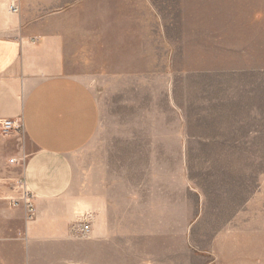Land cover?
<instances>
[{
    "label": "rangeland",
    "instance_id": "374dc122",
    "mask_svg": "<svg viewBox=\"0 0 264 264\" xmlns=\"http://www.w3.org/2000/svg\"><path fill=\"white\" fill-rule=\"evenodd\" d=\"M155 1L157 52L144 68L155 75L123 74L109 54H69V43L59 64L45 65L92 74L101 130L78 157L69 194L79 211L65 250L44 260L33 250L39 258L27 261L11 246L28 241L13 216L0 219V264H87V242L123 247L136 264H264V0ZM146 124L159 136L155 153L121 144ZM92 181L112 200L104 240L78 231L89 225Z\"/></svg>",
    "mask_w": 264,
    "mask_h": 264
},
{
    "label": "crops",
    "instance_id": "0c3cea01",
    "mask_svg": "<svg viewBox=\"0 0 264 264\" xmlns=\"http://www.w3.org/2000/svg\"><path fill=\"white\" fill-rule=\"evenodd\" d=\"M17 5L18 14H11L7 0H0V121L19 118L22 123L20 131L0 135V219L17 216L28 241L11 246L26 251L27 261L44 260L52 257L47 252L67 247L79 211L76 196L69 194L78 157L98 138L102 117L92 74L82 78L51 74L45 65L59 64L62 44L69 43V54H109L110 60L120 59L116 66L123 74L155 75L144 68L150 65V54L157 52L158 6L155 0H17ZM123 54L136 60L123 63ZM131 61L139 71H131ZM102 82L103 78L96 79L97 85ZM142 129L127 133L121 144L145 149L133 153H155L158 134L147 124ZM95 170L89 169L91 177ZM88 190L87 239L104 240L110 234L104 203L112 200L104 189L97 193L94 181ZM27 193L35 202L32 222H27L23 204ZM85 245L92 251L87 264H136L123 247ZM33 250L44 253L34 256Z\"/></svg>",
    "mask_w": 264,
    "mask_h": 264
},
{
    "label": "built area",
    "instance_id": "2783aa9c",
    "mask_svg": "<svg viewBox=\"0 0 264 264\" xmlns=\"http://www.w3.org/2000/svg\"><path fill=\"white\" fill-rule=\"evenodd\" d=\"M8 3V11L11 14H18V5L17 0H7ZM22 128L21 119H4L0 121V135L6 136L10 132L13 131H20ZM32 196L27 193L26 198H24V208H25V214L26 219L28 221H31L33 218H35L36 215V209L33 203H31ZM17 203H15L16 206ZM90 226L86 223H83L79 226V235L81 237L86 236L89 233Z\"/></svg>",
    "mask_w": 264,
    "mask_h": 264
}]
</instances>
